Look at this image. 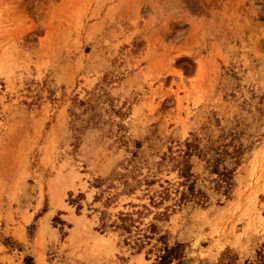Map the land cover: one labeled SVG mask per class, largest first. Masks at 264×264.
Wrapping results in <instances>:
<instances>
[{"label":"rangeland","instance_id":"obj_1","mask_svg":"<svg viewBox=\"0 0 264 264\" xmlns=\"http://www.w3.org/2000/svg\"><path fill=\"white\" fill-rule=\"evenodd\" d=\"M192 141L205 203L155 222L182 264H264V0H0V264H153L100 219L134 177L175 197Z\"/></svg>","mask_w":264,"mask_h":264},{"label":"trees","instance_id":"obj_2","mask_svg":"<svg viewBox=\"0 0 264 264\" xmlns=\"http://www.w3.org/2000/svg\"><path fill=\"white\" fill-rule=\"evenodd\" d=\"M77 103L79 106L86 107L87 111L94 110L96 107L92 98L87 101L77 100ZM77 119H80V117L74 113V121H77ZM94 119V117H91L88 121ZM73 125L78 130V126L75 123ZM196 152H201V150L195 141L186 142L185 150L180 151L181 160L176 167L179 168L181 181L177 188H175L174 196L176 198L172 196L173 187L169 182H167L168 186L161 184L160 190H152L155 180H150L149 178L140 180L134 177L132 179L135 182L134 184L127 180L125 185L128 193L134 192L138 186L146 185L145 197H147L148 203L132 205V211L120 212L113 221L109 217L110 214L102 213L100 219L101 231L104 232L105 230L112 229L120 232L125 236V244L136 249L138 253L150 247L147 251L148 256L153 253L156 255L153 264H182L185 253L184 245L179 242L171 245L168 234L163 233L155 221L167 220L170 216L169 212L176 210V207H181L186 201L194 202L197 205L205 203L204 199H206V195L202 191L196 190L191 167L184 163V160ZM224 153L229 152L225 151ZM239 154L241 152L236 148L235 154L232 157L238 159ZM214 173L220 174L221 181L229 188L232 181V172H229L227 168H224L223 172H219L218 166H215ZM168 201H174V204L171 206L167 205ZM155 209L160 211L153 212ZM151 214H154L152 221L145 223V218ZM154 241L155 243H153ZM235 260L238 259L234 255L232 256L230 250H226L217 264H234ZM25 263L34 264L32 258L26 259ZM244 264H253V262L246 261Z\"/></svg>","mask_w":264,"mask_h":264}]
</instances>
